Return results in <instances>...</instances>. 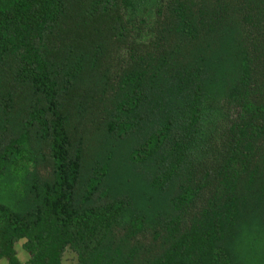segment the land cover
I'll return each mask as SVG.
<instances>
[{
    "label": "trees",
    "instance_id": "trees-1",
    "mask_svg": "<svg viewBox=\"0 0 264 264\" xmlns=\"http://www.w3.org/2000/svg\"><path fill=\"white\" fill-rule=\"evenodd\" d=\"M67 252L264 264V0H0V259Z\"/></svg>",
    "mask_w": 264,
    "mask_h": 264
},
{
    "label": "rangeland",
    "instance_id": "rangeland-1",
    "mask_svg": "<svg viewBox=\"0 0 264 264\" xmlns=\"http://www.w3.org/2000/svg\"><path fill=\"white\" fill-rule=\"evenodd\" d=\"M17 251L19 253L20 259L25 260L26 256H25L24 252L21 250L19 245L17 246ZM63 263L64 264H74L75 263L74 256L68 252L65 253ZM0 264H6L5 260L0 259Z\"/></svg>",
    "mask_w": 264,
    "mask_h": 264
}]
</instances>
